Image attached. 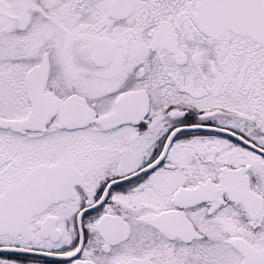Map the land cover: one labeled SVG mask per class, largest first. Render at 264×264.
<instances>
[{"label": "snow or ice", "instance_id": "1", "mask_svg": "<svg viewBox=\"0 0 264 264\" xmlns=\"http://www.w3.org/2000/svg\"><path fill=\"white\" fill-rule=\"evenodd\" d=\"M0 264H264V0H0Z\"/></svg>", "mask_w": 264, "mask_h": 264}]
</instances>
